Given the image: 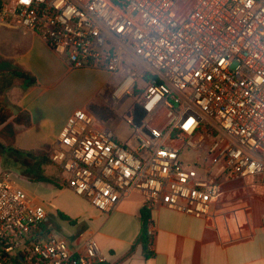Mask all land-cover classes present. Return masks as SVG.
<instances>
[{
  "label": "built area",
  "instance_id": "obj_1",
  "mask_svg": "<svg viewBox=\"0 0 264 264\" xmlns=\"http://www.w3.org/2000/svg\"><path fill=\"white\" fill-rule=\"evenodd\" d=\"M1 1V24L39 34L71 68L125 75L117 103L141 84L146 117L138 127L126 118V143L79 108L53 146L64 187L100 214L111 216L137 191L147 209L206 218L224 179H264V0ZM185 151L196 155L192 164ZM48 220L12 173L3 174L0 264L105 261L94 237L79 251L40 236ZM148 233L155 236L153 222Z\"/></svg>",
  "mask_w": 264,
  "mask_h": 264
},
{
  "label": "crops",
  "instance_id": "obj_2",
  "mask_svg": "<svg viewBox=\"0 0 264 264\" xmlns=\"http://www.w3.org/2000/svg\"><path fill=\"white\" fill-rule=\"evenodd\" d=\"M82 71L103 70L73 69L39 34L0 23V100L13 111V116L0 126V143L33 153L29 162L34 163V167L28 168L10 153H4L0 158V175L12 170L16 185L47 210L49 220L41 225L40 236L57 235L66 239L71 249L79 251L87 237H94L105 260L115 264L140 236L143 195L131 193L111 216L100 214L91 205L88 212L72 216L67 214L72 212L68 206L60 202L61 192L67 188L29 176L32 172L54 179L53 169L41 170L43 165L54 164L41 162V158L51 162L53 146L69 116L79 108H88L70 101V93L64 88L72 75ZM14 73L27 74L36 83L26 86V81ZM19 111L29 113L30 126L15 122ZM19 173L22 178L17 177ZM59 212L75 223L61 219ZM151 216L156 231L151 256L146 257L142 246L137 245L134 254L121 264H264L263 178L224 179L222 194L209 217L195 218L159 206L151 209ZM54 219L62 232H52L50 223Z\"/></svg>",
  "mask_w": 264,
  "mask_h": 264
},
{
  "label": "rangeland",
  "instance_id": "obj_3",
  "mask_svg": "<svg viewBox=\"0 0 264 264\" xmlns=\"http://www.w3.org/2000/svg\"><path fill=\"white\" fill-rule=\"evenodd\" d=\"M190 3L191 0L186 1V5ZM124 78L125 75L123 74L115 75L105 71H82L72 75L65 82L64 88L70 93V101L77 103L79 106L86 104L90 110H98L104 116L108 114V111H111L114 114L113 119L106 124L116 132L119 139L125 141L131 137L133 132L132 129L127 126L125 120L128 117L131 118L134 106L138 104V99L141 95V84H136L133 90V96L117 103L113 98V92L121 85ZM181 158L185 163L189 162L192 164V161L196 159V155L185 151ZM50 169L55 171L56 175H54V178L62 184V176L58 171L59 169L54 165H43L41 168L43 172L46 170L49 171ZM19 174L20 175H17V177L22 178L23 174ZM60 202L68 206L72 212L67 214L72 216L79 212H88L92 208L83 198L73 194L69 189L61 192ZM59 223L66 226L65 223ZM50 227L52 232H62L55 219L51 221ZM69 229L74 231L72 228ZM81 232L82 231L79 233Z\"/></svg>",
  "mask_w": 264,
  "mask_h": 264
},
{
  "label": "trees",
  "instance_id": "obj_4",
  "mask_svg": "<svg viewBox=\"0 0 264 264\" xmlns=\"http://www.w3.org/2000/svg\"><path fill=\"white\" fill-rule=\"evenodd\" d=\"M1 8H2V1L0 0V11H1ZM14 74L16 76L24 79L26 81V86L33 85V84L36 83L34 78L30 77L27 74H23V73H14ZM27 81H29V82L27 83ZM91 111L94 112L96 115H98L105 122H109L110 120L113 119V116H114V114L111 111L110 112L108 111V114L105 115V116L102 113H100L98 110L91 109ZM132 115H133V124H134V126L138 127V126H140L143 123V120L146 117V112L143 110V108L141 106L136 104L134 106ZM12 116H13V111L9 108L7 103L5 101L0 100V126L2 124H4L7 120H9ZM14 120H15L16 123L24 124L26 126H30V124H31V118H30L29 113H27V112L21 113L19 111L18 115L15 117ZM4 153H10L16 160L22 162L28 168L34 167L33 166L34 163L33 162H29L30 157H33V153H31V152H23V151L16 150V149H10V148H7L3 144L0 143V158L3 157ZM41 159H42L41 162L53 163L52 161L51 162L48 161L46 158H41ZM59 171H60V174H61L62 170L60 168H59ZM4 173H6V172H4ZM4 173H2L0 175V177ZM29 176H30V178L32 180H35V181L55 182L58 186H63L64 187V183L61 184L55 178L51 179V178H49V177H47V176H45L43 174H40V173L32 174V172H29ZM141 215H142L141 216L142 217V230H141L140 236L138 237V239L136 241V245L133 246L131 248V250L126 255L121 257L115 264H121L122 262L127 260L131 255H133L135 250H136V246L137 245H141L142 246L144 254L146 255V257L151 256V254H152L151 246L154 243V237H152L148 233L149 224L151 222H153L152 216H151V209H147V208L144 207L142 209V211H141ZM59 217L61 219H63V220L69 221L71 224L75 223L74 220H72L69 216L65 215L64 213L59 212ZM95 264H110V263H108L105 260V261H102V262L98 261Z\"/></svg>",
  "mask_w": 264,
  "mask_h": 264
},
{
  "label": "bare ground",
  "instance_id": "obj_5",
  "mask_svg": "<svg viewBox=\"0 0 264 264\" xmlns=\"http://www.w3.org/2000/svg\"><path fill=\"white\" fill-rule=\"evenodd\" d=\"M125 86H126V85H125ZM125 86H123V87H125ZM122 89H123V88H122ZM122 89H121V91H123Z\"/></svg>",
  "mask_w": 264,
  "mask_h": 264
}]
</instances>
